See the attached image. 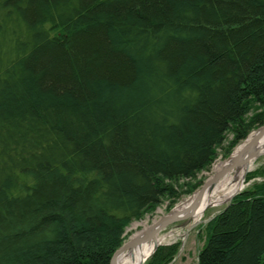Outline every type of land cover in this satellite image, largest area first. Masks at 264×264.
<instances>
[{"label":"trees","instance_id":"trees-1","mask_svg":"<svg viewBox=\"0 0 264 264\" xmlns=\"http://www.w3.org/2000/svg\"><path fill=\"white\" fill-rule=\"evenodd\" d=\"M262 126L264 0H0V264H109ZM204 233L197 264H264V182Z\"/></svg>","mask_w":264,"mask_h":264},{"label":"rangeland","instance_id":"rangeland-1","mask_svg":"<svg viewBox=\"0 0 264 264\" xmlns=\"http://www.w3.org/2000/svg\"><path fill=\"white\" fill-rule=\"evenodd\" d=\"M254 111L255 110H253V112ZM260 128L261 127L253 129L248 134L246 139L238 142L237 144L234 143V138H233L234 136L232 134L229 133L226 134L222 146L216 149L215 158L211 163V165L209 166L208 170L198 172L195 176V179L189 182L190 185L196 187L194 192L189 193L188 192L189 188H187L188 187L187 184L185 186V182L183 180L182 181L180 180L178 184L181 187V189L179 190V192H181L180 197L175 202H171V203H169V201L167 200H162L153 209L145 212L140 220L133 221L132 223H130V225H128L123 231L121 246L124 243H127L129 238L135 232L134 230L130 231V228L134 223L147 222L148 224H151L153 220H158L159 218L170 213L177 205H179L180 203L184 202L189 197H191L203 185V183L207 181L208 177L212 174L214 165L220 162H225L227 159H229L233 154V152L235 151V149L239 147L241 144H243L248 139L249 135H251L253 132L258 131ZM263 182H264V155H261L259 158L255 160L251 170L246 174L244 187L241 191L249 188L253 183H263ZM236 195H233L228 201H226L222 205L207 210L202 220L197 224H193L189 220H182L174 224H171L167 226L165 229L161 230L158 233V237L163 238L164 241L161 243V245L157 247L156 251L159 248L175 247L176 250L172 255L171 261L168 264H197V253L199 250L202 249L205 240L204 224H207L215 215H217L223 209H225V207L230 203V201ZM205 221L208 222L205 223ZM140 229H142V227H139V230ZM150 258H148L146 261H148Z\"/></svg>","mask_w":264,"mask_h":264},{"label":"bare ground","instance_id":"bare-ground-1","mask_svg":"<svg viewBox=\"0 0 264 264\" xmlns=\"http://www.w3.org/2000/svg\"><path fill=\"white\" fill-rule=\"evenodd\" d=\"M258 135L259 131L253 132L243 144L235 149L229 159L225 162H220L214 165L212 174L208 177V179L229 167L243 147L258 137ZM261 155H264V135L257 140L255 145L251 146L244 152L239 161L238 167L223 174L204 191L200 199H198L195 203L188 220L193 224L199 223L207 210L222 205L233 195L240 192L244 187L246 174L251 170L255 160ZM195 197L196 194L194 193L187 200L177 205L167 215L169 217H173L182 211H188L194 203L196 199ZM160 219H162V217L158 220H153L151 224H148L147 222L134 223L131 226L130 231L134 230L135 232L129 238L128 242L136 239L142 240L147 232L151 233L153 231L151 226ZM139 227H142V229L139 230ZM158 233L155 234L152 239L146 242L138 243L134 247L120 252L116 257L115 264H144L146 260L155 253L157 247L164 241L163 238L158 237Z\"/></svg>","mask_w":264,"mask_h":264},{"label":"water","instance_id":"water-1","mask_svg":"<svg viewBox=\"0 0 264 264\" xmlns=\"http://www.w3.org/2000/svg\"><path fill=\"white\" fill-rule=\"evenodd\" d=\"M258 131H259L258 137H256L255 139H253L252 141H250L249 143H247L243 147V149L235 157L234 161L229 165V167H227L222 172L217 173V174L213 175L212 177H210L209 179H207V181H205L203 183V185L195 192V194H196L195 198L196 199H195L194 203L191 205V207L188 209V211H182V212L178 213V215L173 216V217H169L168 215L162 217V219H160L154 225L151 226L153 228V231L151 233L147 232L144 235V238L142 240L136 239V240L129 241V242L125 243L124 245H122L118 250H116L115 253L111 257L109 264H115L116 257L120 252H123L129 248H132L135 245H137L138 243L146 242V241L152 239L155 234H157L158 232L165 229L167 226H169L171 224H174V223L182 221V220H188L190 217V213L192 212V210L195 206V203L197 202L198 199H200V197L202 196L204 191L208 187H210L215 181H217L223 174H225L226 172L233 170L236 167H238L239 161H240L242 155L244 154V152L248 148H250L251 146L255 145L257 140L264 135V126H262ZM206 222H208V221H205V223Z\"/></svg>","mask_w":264,"mask_h":264}]
</instances>
